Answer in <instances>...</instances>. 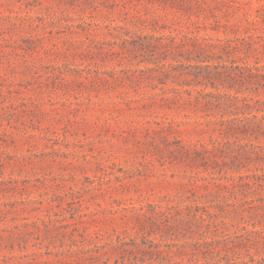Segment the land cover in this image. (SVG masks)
Segmentation results:
<instances>
[{
    "label": "rangeland",
    "instance_id": "obj_1",
    "mask_svg": "<svg viewBox=\"0 0 264 264\" xmlns=\"http://www.w3.org/2000/svg\"><path fill=\"white\" fill-rule=\"evenodd\" d=\"M205 2L210 8L189 15L165 0H0V264H136L140 257L166 264L142 250L134 228L149 204L195 196L212 204L240 203V194L217 195L218 170L202 180L210 170L175 159L166 139L152 130L170 127L171 148L177 140L192 145L210 138L197 120L207 112L221 115L195 102V87L203 85H184L193 95L184 91L178 98L174 88L191 79L165 64L188 60L161 59L162 50L153 47L157 37L176 35L180 41L196 30L239 37L245 44L238 43L230 57L221 51L222 63L264 65V0ZM254 17L258 22L250 23ZM256 78L237 83L239 94L264 99ZM260 165L247 161L244 170ZM263 208L234 220L251 226ZM162 233L151 238L185 240ZM117 234L138 241L125 260L112 247ZM250 252L259 256L255 248ZM242 255L248 258L247 251ZM170 256L177 264L220 258Z\"/></svg>",
    "mask_w": 264,
    "mask_h": 264
},
{
    "label": "trees",
    "instance_id": "obj_2",
    "mask_svg": "<svg viewBox=\"0 0 264 264\" xmlns=\"http://www.w3.org/2000/svg\"><path fill=\"white\" fill-rule=\"evenodd\" d=\"M165 2L177 3L189 15L192 13L200 15L201 11L207 10L206 5H208L205 0H165ZM248 20L250 23L258 22V18L255 17ZM250 38L247 43L252 48L254 36L251 35ZM156 39L158 42H155L153 47L162 50L161 59L169 57L176 59L183 56L188 60V63L178 65L174 62L165 64L170 69L180 70V75L191 79L181 83L182 88H174L179 92L178 98H184L182 94L184 91L193 95V89L185 88L184 85H203L200 88L195 87L197 91L194 95L195 102L198 105H211L218 109L221 115L211 117V113L207 112L204 120H197L200 130L208 133L210 138L199 140L192 145L177 140L179 144L171 148L170 127L162 125L152 130L166 139L170 153L175 159L187 160L198 167H203L204 170H210V175L201 176L202 180H207L212 176V172L218 170L219 181H214L220 190L218 196H221V191L228 193L223 195L227 199L239 197V194L242 196L240 203L223 200L212 204L209 201L199 200L203 196L200 198L195 196L190 202L149 204V212L143 213L144 217H138L140 220L134 225L141 235L142 250L167 259L166 264H177L170 256L173 252L179 254L191 252L192 256L202 254L205 258L220 256L219 260L207 261L204 264H218L222 259H226V263L223 264H264V211L261 214L258 212L260 217L258 214L255 215L256 218L250 222L251 226L234 220L246 210L264 207V165L257 166L255 170H244L247 161L254 160L260 164L264 162V139H261V136H264V113L254 112L264 110V106H261L264 104V99L256 98L251 93L241 95L240 88L236 86L237 83L241 85L254 83L256 76L257 85L264 87V65H246L243 68L240 65L235 66L233 61L229 70L230 67L222 63L224 53L230 57L241 48L238 43L245 44L238 41L239 37L214 38L202 35L196 30L185 33L180 41L176 35L160 36ZM209 86L214 89L209 90ZM247 88L256 89L253 85H248ZM188 100L192 101L191 98ZM253 136L258 139V143L252 140ZM205 183L204 185L207 186L208 183ZM243 218L244 216H241V219ZM161 230L164 231L162 236L170 234L172 238L183 237L185 240L179 243L156 241L151 238L153 232ZM116 237L117 240L112 242L114 250L121 251L123 257L127 252H133L129 245L138 242L135 237L130 240L121 234H117ZM251 248H255L259 256L252 254ZM242 250L247 251L248 258L242 255ZM144 261L145 259L140 257L135 263L150 264ZM196 264L200 263L196 262Z\"/></svg>",
    "mask_w": 264,
    "mask_h": 264
}]
</instances>
